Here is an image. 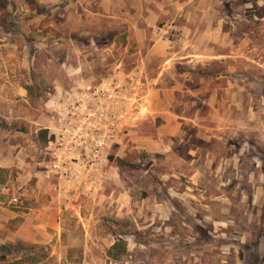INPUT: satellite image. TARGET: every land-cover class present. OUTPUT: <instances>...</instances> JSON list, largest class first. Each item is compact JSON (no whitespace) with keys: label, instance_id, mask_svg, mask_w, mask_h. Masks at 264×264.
Listing matches in <instances>:
<instances>
[{"label":"rangeland","instance_id":"1","mask_svg":"<svg viewBox=\"0 0 264 264\" xmlns=\"http://www.w3.org/2000/svg\"><path fill=\"white\" fill-rule=\"evenodd\" d=\"M69 13L66 4L57 13L58 44L28 49L33 67H0V77L18 81L4 86L0 78V154L27 148L24 157L12 154L0 201L12 210L63 202L61 228L49 231L56 237L40 264H253L264 253V170L256 168L264 148L256 133L233 131L264 118L236 110L214 123L206 102L195 100L196 85L182 86L191 95L175 91L177 70L150 84L160 60L143 67L128 28L89 15L92 34L70 41L63 34L85 26ZM26 185L39 202L26 199ZM119 239L128 252L115 261L108 252Z\"/></svg>","mask_w":264,"mask_h":264},{"label":"crops","instance_id":"2","mask_svg":"<svg viewBox=\"0 0 264 264\" xmlns=\"http://www.w3.org/2000/svg\"><path fill=\"white\" fill-rule=\"evenodd\" d=\"M93 1L95 9L86 7ZM63 4L70 8L69 17L77 13L75 17L85 26L71 29L63 38L73 41L76 37L90 36L92 31L88 32L86 27L89 15L94 19L106 18L109 20L106 28H128L130 36L139 43L136 53L145 54L143 67L154 58L160 60L156 79H151L150 84H164L169 72L177 70L174 76L181 78V86L175 91L191 95L193 90L182 86L196 85L195 100L206 102L214 123H222L225 116L230 113L232 116L236 110L246 111L252 118H264V0H0L1 68L30 69L33 64L28 63V49L31 52L33 46L40 51L42 47L58 44L57 13ZM125 4L134 10L129 16H124ZM43 8L49 11L50 20L42 13ZM144 41L148 43L142 44ZM213 68L218 69L205 74ZM0 78L4 86L18 84L10 76ZM250 88L254 89V95ZM21 90L27 95L26 87ZM197 116H201L199 109L195 112ZM250 133H256L258 145L264 148V120L253 129L238 124L233 137L241 135L249 139ZM251 146V141L244 140L242 152L248 154ZM6 150L7 153L0 154V168L9 171L16 163L12 154L24 157L27 148ZM21 158L18 157V163ZM257 167L264 170V153L258 158ZM261 176L264 179L263 171ZM36 192L25 186L26 199L39 202ZM60 203L61 199L53 198L40 206L12 210L0 201V247L22 244L49 250L56 237L49 231L61 228L60 214L64 208ZM16 220L20 224L12 228Z\"/></svg>","mask_w":264,"mask_h":264},{"label":"trees","instance_id":"3","mask_svg":"<svg viewBox=\"0 0 264 264\" xmlns=\"http://www.w3.org/2000/svg\"><path fill=\"white\" fill-rule=\"evenodd\" d=\"M119 168H123L124 161L117 160ZM9 173L7 170L0 168V186L5 184L8 180ZM128 252V243L125 240H117L108 252V256L115 261L120 260ZM256 257V256H254ZM48 258V251L45 248L38 246L16 244L14 246L0 247V261L3 264H40ZM254 263L262 264L264 261V253L259 258H254Z\"/></svg>","mask_w":264,"mask_h":264},{"label":"built area","instance_id":"4","mask_svg":"<svg viewBox=\"0 0 264 264\" xmlns=\"http://www.w3.org/2000/svg\"><path fill=\"white\" fill-rule=\"evenodd\" d=\"M15 201H17V200L15 199Z\"/></svg>","mask_w":264,"mask_h":264}]
</instances>
